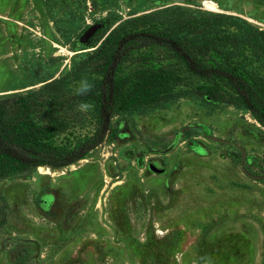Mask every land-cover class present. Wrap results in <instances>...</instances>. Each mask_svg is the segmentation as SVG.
<instances>
[{
  "label": "rangeland",
  "instance_id": "obj_1",
  "mask_svg": "<svg viewBox=\"0 0 264 264\" xmlns=\"http://www.w3.org/2000/svg\"><path fill=\"white\" fill-rule=\"evenodd\" d=\"M169 5L264 29V0H0V96L62 76L121 21ZM191 82L119 112L86 158L1 180L0 264H264V126Z\"/></svg>",
  "mask_w": 264,
  "mask_h": 264
},
{
  "label": "trees",
  "instance_id": "obj_2",
  "mask_svg": "<svg viewBox=\"0 0 264 264\" xmlns=\"http://www.w3.org/2000/svg\"><path fill=\"white\" fill-rule=\"evenodd\" d=\"M72 63L36 89L0 96V181L86 158L115 130V115L168 100L186 80L264 126V29L237 15L169 5L131 16ZM82 80L93 86L85 95Z\"/></svg>",
  "mask_w": 264,
  "mask_h": 264
},
{
  "label": "clouds",
  "instance_id": "obj_3",
  "mask_svg": "<svg viewBox=\"0 0 264 264\" xmlns=\"http://www.w3.org/2000/svg\"><path fill=\"white\" fill-rule=\"evenodd\" d=\"M92 87L93 86L89 84L87 80H82L80 82V86L76 90L77 94L85 95L92 90ZM92 108H93V105L89 103H80L79 105H77V110L82 111V112H87L91 110Z\"/></svg>",
  "mask_w": 264,
  "mask_h": 264
},
{
  "label": "water",
  "instance_id": "obj_4",
  "mask_svg": "<svg viewBox=\"0 0 264 264\" xmlns=\"http://www.w3.org/2000/svg\"><path fill=\"white\" fill-rule=\"evenodd\" d=\"M94 31H95V27L89 29V31L87 32V34L85 35V37L88 38V37H89ZM189 128H191V129H196V130H198V131H200L201 133H203V134L206 135V133H205V131H204V129H203L202 127H193V126H191V127H189ZM210 138H213V137H210ZM151 167H152L153 170H155V171H157V172L162 171V170L156 168V167L153 166V165H152Z\"/></svg>",
  "mask_w": 264,
  "mask_h": 264
},
{
  "label": "bare ground",
  "instance_id": "obj_5",
  "mask_svg": "<svg viewBox=\"0 0 264 264\" xmlns=\"http://www.w3.org/2000/svg\"><path fill=\"white\" fill-rule=\"evenodd\" d=\"M39 168L41 169H46V166H40ZM48 169V168H47Z\"/></svg>",
  "mask_w": 264,
  "mask_h": 264
}]
</instances>
